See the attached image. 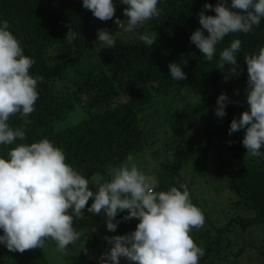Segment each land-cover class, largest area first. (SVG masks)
<instances>
[{"label": "trees", "instance_id": "16d2710c", "mask_svg": "<svg viewBox=\"0 0 264 264\" xmlns=\"http://www.w3.org/2000/svg\"><path fill=\"white\" fill-rule=\"evenodd\" d=\"M217 2L159 0L162 15L146 25L158 34L154 45L147 46L130 33L117 36L115 46L109 49L95 44L100 23L83 8L82 0H0V23H9V31L21 42L25 55L35 60L30 69L33 77L44 78L38 82L39 98L35 111L28 117L31 123L26 126V139L22 142L31 144L47 138L62 148L66 162L89 180L97 173L108 179L110 166H118L129 154L136 157L151 150L160 161L154 174L159 181L157 190L185 184L181 176L184 166L194 155L208 154L214 138L227 135L233 118H239L247 110L239 97H228L226 115L218 118L214 114L221 95L217 70L220 52L234 39L241 40V50L236 54L238 71L242 70L240 76L247 82L244 56L264 46L262 18L260 25L248 34L225 36L217 44L213 59L207 61L190 42V36L201 27L198 13L204 4L214 7ZM113 3L123 13L126 5L120 0ZM205 15L215 13L207 11ZM68 25L81 34L70 44L65 40ZM169 63H179L187 79L172 80ZM184 89L195 90L191 93L195 99L192 103L164 117L155 110L156 102L169 103L170 97L180 95ZM79 111H85L84 118L77 124H67L68 117ZM9 124L21 127L24 121L17 115L10 118ZM159 126L165 127L169 134L167 152L176 156L175 159L160 156L162 152L152 149L150 140L154 134H160ZM243 136L241 130L239 142L231 145L237 170L228 185L231 208L248 215L241 220V226L246 229L264 225V158L247 155L244 147L239 149ZM188 137L192 143L187 141ZM184 143L189 146L182 147ZM13 146L0 145V157L6 158ZM125 215L126 211L118 213L116 220H122ZM236 222L233 218L224 227L200 228L191 234L205 251L199 264H229L226 257L229 248L224 244L223 233ZM122 223L124 228H117L116 235L134 231L139 221ZM46 243L56 247L52 241ZM47 263L44 248L21 254L10 252L0 244V264Z\"/></svg>", "mask_w": 264, "mask_h": 264}, {"label": "clouds", "instance_id": "9594fccd", "mask_svg": "<svg viewBox=\"0 0 264 264\" xmlns=\"http://www.w3.org/2000/svg\"><path fill=\"white\" fill-rule=\"evenodd\" d=\"M126 5L123 15L116 18L117 6L113 0H82L83 8L100 21H110L111 31L124 29L147 46H152L158 34L147 27V22L162 15L159 0H120ZM212 11V15L205 12ZM264 18V0H218L213 5L205 3L198 13L200 28L193 31L190 42L211 61L216 46L225 36L233 33L248 34ZM9 23H0V145L11 147L7 156L0 157V244L10 252L23 254L27 250L44 248L46 241L56 245V251L67 255L68 246L80 240V233L73 227L83 217V210L90 199L89 213L106 216V227L115 232L118 224L136 219L134 231L124 235L104 237L110 246L98 264H199L205 251L191 236L193 229H200L205 217L192 203L186 184L157 190L158 178L143 172L132 154L118 166L109 168L108 179L97 173L95 191L90 190L89 179L66 162L62 148L47 138L31 144L26 139L28 117L35 111L39 98L37 85L42 76L33 77L30 69L35 60L25 55L21 42L9 31ZM65 40L70 44L80 33L70 25ZM138 29H143L139 32ZM206 33V34H205ZM97 41L106 48L115 46V36L108 29H97ZM241 40L234 39L220 52L217 69L230 65L224 80L239 76L237 53ZM247 70L245 99L247 110L230 123L229 135L244 130L242 145L246 154L264 158V46L257 52L244 56ZM172 80H186L179 63L167 65ZM239 95V91L236 92ZM229 102L226 94L217 98L214 114L226 115ZM24 121L21 127L9 124L11 117ZM21 141V143H17ZM231 145V142H229ZM127 212L122 220L118 213Z\"/></svg>", "mask_w": 264, "mask_h": 264}, {"label": "rangeland", "instance_id": "374dc122", "mask_svg": "<svg viewBox=\"0 0 264 264\" xmlns=\"http://www.w3.org/2000/svg\"><path fill=\"white\" fill-rule=\"evenodd\" d=\"M120 18L127 20L123 13L115 11L113 19ZM99 21L101 29H108L111 34L115 36H129L130 33L109 29V21ZM232 67L225 65L224 70H218L219 73V86L221 88L220 94H226L227 97H239L246 103L245 88L247 82L239 76H229L227 82L224 80V75L227 70ZM195 90L184 89L183 92L176 97H170L169 103L156 102L155 110L164 117L170 111L175 109H183L188 103H192L194 99ZM239 91V95L236 92ZM196 92H198L196 90ZM199 93V92H198ZM154 105V104H153ZM247 105V104H246ZM152 107V106H151ZM152 108L148 109L150 111ZM85 111L72 114L68 117L67 124H77L85 116ZM163 120V118H162ZM149 127L147 129H150ZM165 127H160V134H154L150 142H153V150L162 152L160 156H168L169 159H175L167 152L169 134L164 130ZM152 130V129H151ZM150 130V131H151ZM240 133L236 132L232 135H222L214 138L211 150L208 154H196L182 169L181 176L190 191L192 203L199 207L204 214L205 223L203 227H224L228 225L234 218L236 223L225 231L224 244L228 245L229 251H226V257L229 259L227 263L238 264H264V225L250 226L246 229L241 226V220L248 215L242 210H233L231 208V194L229 195L228 181L237 169L236 162L232 154L231 145L239 142ZM187 141L192 143L191 138L188 137ZM231 142V145H229ZM158 143V147H157ZM189 145H184L186 147ZM181 147V148H182ZM240 150L243 146L238 144ZM147 153H142L140 156L134 157L135 163L138 167L147 174H156L159 170V162L151 150ZM264 151V148H262ZM163 160L165 157H161ZM230 172V173H229ZM218 177H221L218 180ZM90 190L95 191V180H89ZM92 199L89 200L86 208L83 210V217L76 220L74 218L73 227L79 231L80 240L68 246L67 255H63L56 251L55 246L45 244V253L47 255V264H98L99 258L109 250L110 246L104 237L118 236L115 232H109L106 227V216L101 213L94 215L87 211L91 206ZM123 223H119L117 228H124ZM197 229H193L192 233ZM191 233V234H192ZM241 254L237 257V255ZM120 264H129L124 258L120 259ZM236 264V263H235Z\"/></svg>", "mask_w": 264, "mask_h": 264}]
</instances>
